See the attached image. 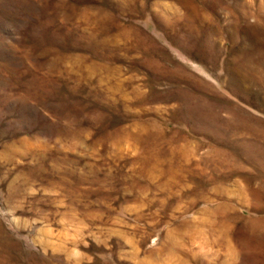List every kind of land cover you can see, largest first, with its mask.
I'll use <instances>...</instances> for the list:
<instances>
[{
	"label": "rangeland",
	"instance_id": "1",
	"mask_svg": "<svg viewBox=\"0 0 264 264\" xmlns=\"http://www.w3.org/2000/svg\"><path fill=\"white\" fill-rule=\"evenodd\" d=\"M0 264H264V0H0Z\"/></svg>",
	"mask_w": 264,
	"mask_h": 264
}]
</instances>
